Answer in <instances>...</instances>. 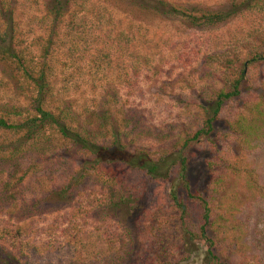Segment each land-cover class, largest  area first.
<instances>
[{
  "label": "trees",
  "instance_id": "16d2710c",
  "mask_svg": "<svg viewBox=\"0 0 264 264\" xmlns=\"http://www.w3.org/2000/svg\"><path fill=\"white\" fill-rule=\"evenodd\" d=\"M124 1L138 11L157 17L182 18L197 30L214 27L239 12L254 10L264 14V0H231L213 10L191 4L175 5L167 0ZM21 5L34 10L26 14V30L39 31L28 45L22 40L25 36L20 26L22 13L17 12ZM95 8L100 7L93 0H0V92L9 90L25 102L22 107L0 106V160H8L15 166L0 167V264H53L68 257L70 264H87L82 257H97L91 254L94 247L104 253L103 264H180L183 259L176 254L170 262L159 260L151 244L152 221L157 217V209L148 210L144 204L149 187L159 182L172 185L173 175L179 176L184 185L185 197L201 208L197 229L186 232L187 248L201 243L206 260L216 264H222L217 251L224 253V264H264L263 258L248 261L251 254L248 249L243 250V237L230 236L244 226L236 214L218 210L213 197L205 199L201 194L191 193L186 178V150L206 142L210 155L205 162L213 186L218 177L215 168L221 166L231 175L250 179V186L259 185L254 170L246 165L245 153L233 152L230 143H237L240 150L259 145L258 127L264 126V73L255 92L245 67L238 66L243 61L253 65L264 60L260 48L244 57L238 53H232V58L230 54L209 56L201 64V76L206 75L205 79L214 87L206 104H198L203 113L201 123L183 130L176 141L161 149L137 146L129 136L143 138L145 130L132 117L129 119L122 107L120 114L114 112L120 100L118 90L114 94L105 93L91 110L87 124L73 118L74 113L64 104L55 103L56 93L51 82L53 51H61L65 57L61 64L62 94L77 91V81L86 79L88 87L96 91L94 83L98 82L99 75L105 74L113 64L118 65L121 73L118 87L128 93L126 96L134 90L133 84L149 83L160 75L153 71L148 56L135 55L138 54L136 34H129L105 16V11ZM93 43L99 54L91 53L89 44ZM118 53L129 58L131 64L116 61ZM109 78L106 76V80ZM189 98L196 102L194 94ZM231 102L237 104L233 111L229 110ZM225 112L229 115L225 116ZM222 123L225 127H217ZM33 175L51 179L38 180L36 187H32L26 181ZM96 178L101 184L102 204L92 207L91 192L85 196V204L80 201V193L89 191L84 185L86 179ZM58 182L60 186L54 187ZM169 194L171 204L183 215V200L173 186ZM23 211L29 215L62 211L61 223L54 218L46 231L53 237V227L61 226L60 233L66 239L64 247L55 240L42 241L41 232L30 223L12 222L10 216ZM88 214L101 220L99 226L77 231L76 223ZM109 219H113L118 230L109 231ZM79 226L84 228V224ZM223 244L230 248L224 249Z\"/></svg>",
  "mask_w": 264,
  "mask_h": 264
},
{
  "label": "rangeland",
  "instance_id": "374dc122",
  "mask_svg": "<svg viewBox=\"0 0 264 264\" xmlns=\"http://www.w3.org/2000/svg\"><path fill=\"white\" fill-rule=\"evenodd\" d=\"M167 1L175 5L186 6L191 4L192 7L204 10L218 9L231 2V0ZM93 2L95 6L100 7L95 8L96 10L105 11V16L111 17L113 22L121 26L123 30L129 31V34H136L138 54L135 53V55L148 56L155 69L153 71L159 72L160 75L155 81L138 85L133 84L134 90L131 91L129 96H126L128 93L123 92L118 87V78L121 75L118 71V65L113 64L105 70V74L101 73L99 75L98 82L94 83L97 86L96 91H92V88L88 87L89 83L86 79L77 81V91H72L69 95L62 94L61 80L63 75L61 64H63L65 57L61 51H53L51 82L56 93L55 103L64 104L68 110L74 113L73 118L87 124L90 121L89 114L91 110L100 103L105 93L114 94L113 91L118 90L116 94H118L120 100L119 104L115 106L114 112L120 114V107H122V111L124 110L126 114H129V119L132 117L134 123L145 130L141 135L143 138L129 136V140H133L137 146H153L154 150L161 149L176 141L183 130L193 129L198 123H201L203 113L198 104H206V100L210 97L209 92L214 87L208 79H205L206 75L201 76V64L209 56H229L230 54L232 58V53H238L239 56L244 57L247 56L249 51L257 48H260V55L264 56V14H259L254 10L247 13L239 12L234 17L214 27L197 30L191 28L182 18L170 15L157 17L148 14L146 11H138L128 6L124 0H93ZM32 11H34L33 8L27 10V8H22V5L17 8V12L22 13L23 16L20 17V26L25 31L22 40L26 45L30 43L32 38L39 35L37 30H26L28 19L26 14ZM26 31L29 33L27 34ZM91 42L93 41L91 40ZM146 42H149V44L146 45ZM89 48H91L92 54H99L95 52L98 50L95 43L89 44ZM34 52L38 53L37 50ZM121 55V53L117 54L116 61L120 59L125 61L124 64L130 65L131 60ZM238 67H245L250 87L255 89L264 73V60L253 63V65H248L247 62L243 61ZM108 75L110 78L106 80ZM141 76L143 75L141 74ZM192 87L195 90L191 89ZM203 89L205 92L202 91ZM246 89L248 88L244 85V91L247 93ZM254 91L256 92L257 89ZM193 94L196 102L189 98ZM2 105L7 108L12 106L22 107L25 106V102L8 90L0 92V106ZM236 105V103L231 102L229 110L233 111ZM224 115H229V112H225ZM222 124H217V127H225V124ZM94 128L96 130V127ZM258 128L261 137H258L259 145L250 149L253 153L249 149L240 150L235 142L230 143L233 152L242 151L245 153L248 160L246 165L254 170L259 184L257 187L250 186L252 185L250 179L231 175L225 169V166L215 168L218 177L216 186H213L211 173L205 162L207 155H210L208 151L209 144L202 142L199 145H191L186 150L188 160L186 178L191 193L201 194L205 199L213 197L218 210L236 214V218L244 226L237 233L230 234V236L243 237L242 243H245L243 250L248 249L249 254H251L248 257L250 262H254L256 258L258 260L260 258L264 259V126ZM2 166L8 169L15 168L12 162L8 160L6 162L0 160V167ZM45 175L48 176L47 173ZM41 179L48 181L51 178L33 175L26 182H28V185L33 184L32 187H36V182ZM170 181L172 185L166 182L151 185L148 195L144 199L145 208H148V210L150 208L157 209V217L152 221L154 237L151 244L153 250L157 251L161 262H170L176 256L183 259L180 264H216L206 260V250L201 243H196L197 246L194 245V247L191 245L188 248L186 247L185 244L189 241L186 232L197 229L200 223L201 208L196 202L185 197L184 185L180 182L179 176L175 178V175H173ZM56 184L54 187L60 186L59 182ZM84 185L88 187L89 191H81L80 201L83 204L87 203L85 196L88 192H91L90 205L97 207L102 204L100 196H103V193L99 192L101 185L99 180L97 178L93 180L86 179ZM170 186H173L179 199L183 200L185 206L183 215L176 206L171 204ZM61 214L62 211L29 215L26 211H23L15 213L12 217L10 216V219L12 218V222L32 224L35 230L38 229L41 232L42 241L50 243L55 240L63 248L66 239H63L60 233L61 226L56 225L53 227V237H51L52 235L49 237L46 231L54 218H58V222L61 223ZM90 214L76 223L78 226L76 230L89 231L99 226L101 220L97 221ZM80 223L84 224V228H80ZM102 227L105 228L106 225ZM107 227L111 232L118 230V226L113 222V219H109ZM221 246L226 250L230 248L228 244ZM96 248L94 247V250L91 248L93 250L91 254H95L97 257L94 255H90L93 258L90 256L82 257L88 261L87 264H103L102 259L105 255ZM217 254L221 258V263L224 264V253L222 255L217 251ZM70 262L68 257L67 260L65 258L56 260L53 264H70Z\"/></svg>",
  "mask_w": 264,
  "mask_h": 264
}]
</instances>
